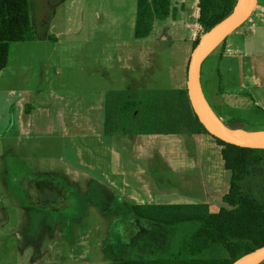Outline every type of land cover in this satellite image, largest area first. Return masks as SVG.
Instances as JSON below:
<instances>
[{
	"label": "rangeland",
	"instance_id": "obj_1",
	"mask_svg": "<svg viewBox=\"0 0 264 264\" xmlns=\"http://www.w3.org/2000/svg\"><path fill=\"white\" fill-rule=\"evenodd\" d=\"M30 4L37 40L11 44L0 75V264H116L176 251L192 226L155 228L131 208L227 207L221 147L207 134L138 135L135 116L128 134H106V108L132 90L184 89L192 30L156 19L137 40L138 0ZM224 52L204 67L211 109L227 128L264 131V0ZM262 178L253 173L245 191L264 202Z\"/></svg>",
	"mask_w": 264,
	"mask_h": 264
},
{
	"label": "trees",
	"instance_id": "obj_2",
	"mask_svg": "<svg viewBox=\"0 0 264 264\" xmlns=\"http://www.w3.org/2000/svg\"><path fill=\"white\" fill-rule=\"evenodd\" d=\"M238 4L239 0H199V25L203 33L233 14ZM172 13L171 0H138L135 38H148L155 20H166ZM199 39L194 42L193 50ZM228 39L202 65V87L208 102L211 99L203 82L204 67L219 49L221 55L217 60L221 62ZM36 40L30 0H0V75L9 64L11 44ZM216 70L222 81L220 68ZM129 93L128 99L119 98L108 103L106 134L116 129L128 134L135 116L138 135L169 136L182 132L210 135L194 113L186 87L181 90L139 91L136 96H133V91ZM214 139L221 147L225 169L232 173L230 190L223 198L227 207L212 213L208 204L133 206L132 213L145 222L168 228L188 225L192 230L189 240L165 257L136 253L130 259L118 260L116 264H233L264 246V202L255 200L245 191L246 182L253 173L263 177L264 186V151L240 148Z\"/></svg>",
	"mask_w": 264,
	"mask_h": 264
},
{
	"label": "water",
	"instance_id": "obj_3",
	"mask_svg": "<svg viewBox=\"0 0 264 264\" xmlns=\"http://www.w3.org/2000/svg\"><path fill=\"white\" fill-rule=\"evenodd\" d=\"M241 2L239 0L238 6ZM258 6L259 0H246L240 13H236V7L233 14L200 37L190 57L186 89L194 113L212 137L236 147L264 151V131L233 130L221 122L205 97L201 78L204 61L225 39L251 19ZM263 262L264 246L243 256L233 264H261Z\"/></svg>",
	"mask_w": 264,
	"mask_h": 264
},
{
	"label": "crops",
	"instance_id": "obj_4",
	"mask_svg": "<svg viewBox=\"0 0 264 264\" xmlns=\"http://www.w3.org/2000/svg\"><path fill=\"white\" fill-rule=\"evenodd\" d=\"M172 2V0H171ZM177 4L181 6L180 9H175L177 7ZM195 7V9H193ZM173 13L168 18L171 20L174 27L179 28L181 25H186L188 29L192 30V42L194 45V42L200 38V34H202L203 29L199 25V16H200V9H199V0H177L176 5L172 9ZM254 16V15H253ZM252 16V17H253ZM155 24V23H154ZM193 51V49H192ZM191 51V54H192ZM190 54V56H191ZM190 59V58H189ZM190 61V60H189ZM1 79V76H0ZM0 90L3 92H7L4 89L2 90L0 87ZM133 91V90H132ZM135 92V91H133ZM1 101L3 99L0 97ZM7 99H5V102ZM151 226L155 228H160L159 225L150 223ZM144 255V254H142Z\"/></svg>",
	"mask_w": 264,
	"mask_h": 264
},
{
	"label": "bare ground",
	"instance_id": "obj_5",
	"mask_svg": "<svg viewBox=\"0 0 264 264\" xmlns=\"http://www.w3.org/2000/svg\"><path fill=\"white\" fill-rule=\"evenodd\" d=\"M241 1H242V2H241V5H239V6L237 7V9H236V13H240V12L242 11L243 3L246 2V0H241Z\"/></svg>",
	"mask_w": 264,
	"mask_h": 264
}]
</instances>
